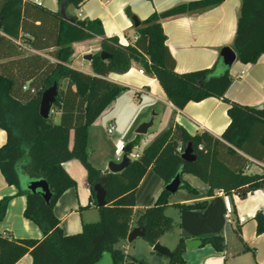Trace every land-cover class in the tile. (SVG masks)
I'll return each instance as SVG.
<instances>
[{"label": "trees", "instance_id": "obj_1", "mask_svg": "<svg viewBox=\"0 0 264 264\" xmlns=\"http://www.w3.org/2000/svg\"><path fill=\"white\" fill-rule=\"evenodd\" d=\"M85 1L57 0L60 11L54 13L29 1L0 0V130L6 135L5 144L0 147V172L5 183L17 189L16 195L25 196L24 218L43 231L40 239H14L0 234V264H16L26 255L31 257L32 264H95L107 251L113 264H120L124 255L114 246L125 242L134 226L145 229L147 243L156 244L163 234L173 230L174 224L165 215L170 195L166 189L155 205L136 209L137 188L149 169L165 187L178 173L193 175L208 186L209 197L220 192L225 197L245 198L249 192L264 189V108L255 109L226 99L232 79L220 56L209 69L177 74L162 29L163 20L198 13L224 0H198L155 12L139 21L136 40L127 46L115 37H105L97 20H86L81 27L76 23L77 17H62L61 10L69 6L79 9ZM20 35L31 38V48L44 54L26 55L17 48L15 42L21 39ZM94 38H100V47L89 62L92 74L71 68L73 45ZM231 49L236 60L244 65L255 64L264 55V0H240ZM101 53L108 57L102 59ZM132 63L158 82L176 110H183L190 102L217 98L228 106L229 124L220 138L207 131L191 136L174 124L146 146L137 159L129 157L136 147L129 144L125 169L109 173L101 181L106 205L97 208L98 221L84 224L78 234L65 235L53 207L74 182L62 164L78 160L94 195L93 187L100 181L101 173L88 161V128L125 90L107 80V76L127 73ZM63 81L65 85L59 89ZM53 83L58 87L53 113L42 119L41 95ZM53 114H59L57 123L52 121ZM188 145L195 159L184 162L181 155ZM252 166L261 172L248 173ZM42 179L51 193L48 202L39 190L28 189L32 182ZM182 187L193 192L181 181L179 188ZM10 199L0 200V221ZM254 220L257 234L264 233V213H256ZM235 234L241 240L238 230ZM200 241L217 252L225 249L221 236ZM184 251V242L180 240L169 264H185Z\"/></svg>", "mask_w": 264, "mask_h": 264}, {"label": "crops", "instance_id": "obj_2", "mask_svg": "<svg viewBox=\"0 0 264 264\" xmlns=\"http://www.w3.org/2000/svg\"><path fill=\"white\" fill-rule=\"evenodd\" d=\"M24 1L38 3L42 8L54 13L60 11L57 0ZM193 1L198 0H87L79 9L69 6L61 11L66 18L75 16L79 21H99L105 37H115L122 46H127L136 40L133 18L142 22L155 12L162 13L176 5ZM239 7L240 0H224L216 7L162 21L166 46L175 61L177 74L209 69L223 48L231 49ZM19 38H23L25 42L22 47L17 48L26 55L44 54L31 48V38ZM21 39L19 40L22 42ZM99 47L100 38L74 44L70 67L92 74L90 63L86 62L84 57L98 52ZM139 70H142L139 65L132 63L127 73L107 76V80L124 87L125 90L88 128V161L100 171L101 176L109 163H115V141L121 139L127 145L132 143L136 147L140 146L141 135L135 134V131L150 119H153L151 128L156 127L157 131L146 146L156 138L155 136L174 124L181 126L191 136L207 131L216 138H220L229 124L228 106L221 100L207 98L196 103L190 102L183 110H176L167 100L158 82L146 74L140 75ZM229 75L232 82L225 94L227 100L255 109L264 108V55L252 65H244L235 60L229 67ZM61 84L65 85V81ZM53 116H57L59 120V114ZM109 124L115 127V132L110 136L106 134ZM149 130L150 128L146 134ZM5 141V132L0 130V147ZM137 153L140 154L141 151ZM62 167L73 180L74 186L61 194L53 207V214L65 235H75L81 232L84 224L97 222L99 213L81 163L78 160H70L63 163ZM247 172L258 174L261 170L252 166ZM180 179L193 192L182 187L168 195L165 215L171 219L174 228L171 232L163 234L158 243L172 252L180 240L185 245L192 240L221 236L224 239V251L217 252L209 244L190 251L185 249L182 253L185 264L264 263V233L257 234L254 220L256 213H264L263 191L249 192L245 198L236 195L225 197L220 192L209 197L208 186L198 178L181 174ZM164 189V182L149 169L137 188L136 209L143 210L155 205ZM16 194L17 189L7 185L0 172V200L11 197L5 216L0 221V234L14 239H40L43 235L41 228L23 216L25 196ZM228 204L233 210L231 223L224 219ZM176 205L187 208L179 209ZM238 217H243L245 223L240 224ZM236 230L241 240L237 238ZM114 249L124 255L120 264H169V258L154 252L143 238H137L131 244L121 241ZM16 264H32V259L26 255ZM95 264H113L111 253L103 252Z\"/></svg>", "mask_w": 264, "mask_h": 264}, {"label": "water", "instance_id": "obj_3", "mask_svg": "<svg viewBox=\"0 0 264 264\" xmlns=\"http://www.w3.org/2000/svg\"><path fill=\"white\" fill-rule=\"evenodd\" d=\"M62 16L64 19H66L63 12H62ZM68 20L70 23H74L73 19H68ZM76 23L81 27H83L85 25L84 21H78ZM133 24H134V27L136 28L139 26V21L136 18H133ZM219 55L222 58L223 63L227 67H230L236 60V54L234 53V51L232 49H230L228 47L223 48L220 51ZM100 56L102 59H106L108 57L104 53H101ZM91 59H92L91 54L86 55L84 57V60L86 62H90ZM57 96H58V87H57L56 83H53V85L51 87H49L48 89H46L42 93L41 99H40V106H39V115L42 119H48L49 118V115L51 113V108L56 103ZM152 125H153V119H150L148 122L142 123L136 129L135 134L145 135L147 133L148 129L151 128ZM126 151H129V145H127ZM181 159L184 162H191L195 159V157L192 155V149H191L190 145H188L186 147V149L184 150V152L182 153ZM128 162H129V159L127 158L126 155H124L120 163L111 162L108 164L107 169L103 172V174L100 178V181H98L93 187V192H94V196H95V203H96L97 208H101V207H104L106 205V199H105L106 193H105V190L103 189V187L101 185L102 179H104V177L106 175H108L109 173L122 172L125 169V167L127 166ZM180 176H181V174L178 173L174 177V179L168 185H166L165 189L168 193L173 194L179 189V187L181 185ZM28 189L31 192H35L36 190H39L41 192V196L45 202H48L51 198V193L49 191L48 184L43 179L32 182L29 185ZM262 191H263V195H264V189ZM137 238H143L146 240V234H145L144 228H141V227L133 228L132 231L128 234V236L126 238V242L128 244H131ZM201 245H202V242L200 240H192V241L185 243V249L187 251H190V250L199 248ZM148 246L151 247L154 252L158 253L161 256L167 257L169 259H171L174 255L170 250L161 246L158 242L154 245L148 243Z\"/></svg>", "mask_w": 264, "mask_h": 264}, {"label": "built area", "instance_id": "obj_4", "mask_svg": "<svg viewBox=\"0 0 264 264\" xmlns=\"http://www.w3.org/2000/svg\"><path fill=\"white\" fill-rule=\"evenodd\" d=\"M38 4V3H36ZM39 5V4H38ZM15 44L18 46V47H22V44L21 42L18 40L15 42ZM139 74L140 75H145V73L143 72V70H139ZM26 89V88H24ZM53 111L51 110V113L52 114ZM115 132V127L113 124H109L108 127L106 128V134L108 136L112 135L113 133ZM126 147H127V144L122 141L121 139H118L115 141L114 143V155H115V163H120L123 156L125 155L126 153ZM140 154H136V153H131L130 154V158L131 159H137L139 157ZM248 194V193H247ZM246 194V195H247ZM232 206L231 205H227L226 206V212L224 214V219L226 220L227 223H231V215H232ZM238 222L239 223H243L245 222V219L243 217H238Z\"/></svg>", "mask_w": 264, "mask_h": 264}, {"label": "rangeland", "instance_id": "obj_5", "mask_svg": "<svg viewBox=\"0 0 264 264\" xmlns=\"http://www.w3.org/2000/svg\"><path fill=\"white\" fill-rule=\"evenodd\" d=\"M63 86H64V85L61 84V85L59 86V89L63 88ZM52 121H53L54 123H57V122H58V117H57V116H52ZM156 131H157V130H156V127H153V128H150L148 134L141 135V137H140V146L134 148V149L132 150V153H137V152H139V151H142V149H144V147H146V145H147L149 139H151L153 135H156ZM155 137H157V136H155ZM243 223H245V222H243ZM243 223H240V224H243ZM262 234H263V233H262ZM139 240H142V239H139ZM262 264H264V263H262Z\"/></svg>", "mask_w": 264, "mask_h": 264}]
</instances>
